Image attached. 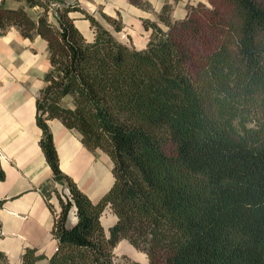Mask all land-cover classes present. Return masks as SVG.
I'll return each mask as SVG.
<instances>
[{
  "label": "trees",
  "instance_id": "1",
  "mask_svg": "<svg viewBox=\"0 0 264 264\" xmlns=\"http://www.w3.org/2000/svg\"><path fill=\"white\" fill-rule=\"evenodd\" d=\"M208 1L213 8L187 5L177 20L165 4L158 15L165 28L143 21L152 33L142 50L118 41L78 3H0V34L15 27L41 38L50 65L35 120L52 172L42 192L56 249L46 257L27 248L22 264H115L122 240L149 264H264V0ZM72 12L88 20L91 40ZM54 119L111 160L113 183L98 199L62 172ZM106 208L116 218L108 233ZM72 209L76 222L68 226ZM0 264H8L2 252Z\"/></svg>",
  "mask_w": 264,
  "mask_h": 264
},
{
  "label": "crops",
  "instance_id": "2",
  "mask_svg": "<svg viewBox=\"0 0 264 264\" xmlns=\"http://www.w3.org/2000/svg\"><path fill=\"white\" fill-rule=\"evenodd\" d=\"M64 1L78 3L121 43L133 45L137 50L146 47L151 31L144 28L143 20L156 19L128 0ZM148 1L155 11L171 2ZM0 3L11 9L25 5L24 0H0ZM184 4L173 8L174 18L185 16ZM38 11V8L29 10L31 14ZM69 15L81 34L91 40L93 31L88 20L79 12ZM102 15L120 20L122 28L115 31ZM49 66L47 45L41 38H25L15 27L0 34V165L5 174L0 180V199L5 200L0 209V252L8 264H22V254L27 248L46 257L56 249V240L51 234L53 214L42 192L51 183L52 172L39 146L41 130L35 120V100L44 86L43 77ZM49 127L62 172L90 199H98L113 183L110 162L99 156L101 152L87 150L80 135L64 127L59 120L49 121ZM58 191L60 193V189ZM63 193L68 195L65 188ZM49 202L55 211L59 210L58 198L53 193ZM75 222L72 209L67 225ZM38 264H47V260H40Z\"/></svg>",
  "mask_w": 264,
  "mask_h": 264
},
{
  "label": "rangeland",
  "instance_id": "3",
  "mask_svg": "<svg viewBox=\"0 0 264 264\" xmlns=\"http://www.w3.org/2000/svg\"><path fill=\"white\" fill-rule=\"evenodd\" d=\"M136 3H138L142 8H140L141 10H143L144 12L150 14V18H154L156 20H151L149 18L145 19L146 21L148 22H155L157 24H159V26H162L163 28H165L163 26L162 23H160L159 19H158V15L160 14L162 8L159 10V11H155L154 8H152L150 2L148 0H135ZM171 2L170 3H166L168 5H170L171 7V18L173 20H177L176 18H174L173 14H172V11L173 8H175L177 5L181 4V6L184 4V9L186 10V6L187 5H192V6H197V5H204L206 8H213V5L211 3H209L208 0H178L176 2H174L173 0H170ZM187 1V2H186ZM148 4L150 5L149 8L148 7ZM55 5L52 6V8H54ZM164 6V5H163ZM31 13V12H30ZM187 13V12H186ZM32 15H34V13H32ZM173 15V16H172ZM186 16V14H185ZM184 16V17H185ZM183 17V18H184ZM114 20H117V19H114ZM144 21V20H143ZM121 22V21H120ZM146 30H150L151 33H152V30L151 29H146ZM93 31V30H92ZM151 33H150V36H151ZM150 36H149V39H150ZM91 37V34L90 36ZM119 41V40H118ZM149 41V40H148ZM148 43V42H147ZM130 47H133L134 49H136L133 45H131ZM137 50V49H136ZM101 152V151H99ZM101 156V158H103V160L107 161L108 163L110 162V164L112 165V162L111 160L108 158L107 155H105L104 153H99ZM56 188V190L60 189V193L58 191L59 194H63V196L65 195L63 193V188H65L67 190L66 187H62L61 185L58 186V184H55L54 186ZM68 191V190H67ZM66 196V195H65ZM64 196V197H65ZM115 216L112 214V212L110 211L109 208H106L102 217H101V221H102V224L105 228V230L107 231L108 233V228L111 227L114 223H115ZM129 261H135V262H138L140 264H149L148 263V260H147V257L146 255L143 253V252H140L138 250H136L135 248H133L127 241L125 240H122L120 241L115 249H114V263L115 264H127Z\"/></svg>",
  "mask_w": 264,
  "mask_h": 264
},
{
  "label": "built area",
  "instance_id": "4",
  "mask_svg": "<svg viewBox=\"0 0 264 264\" xmlns=\"http://www.w3.org/2000/svg\"><path fill=\"white\" fill-rule=\"evenodd\" d=\"M62 198H64V197H62Z\"/></svg>",
  "mask_w": 264,
  "mask_h": 264
}]
</instances>
